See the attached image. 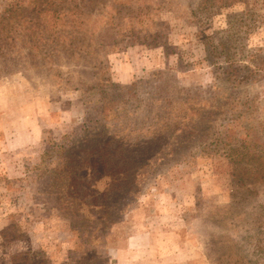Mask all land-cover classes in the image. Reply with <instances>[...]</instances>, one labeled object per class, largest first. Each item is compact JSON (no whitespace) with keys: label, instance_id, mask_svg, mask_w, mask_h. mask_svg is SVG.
<instances>
[{"label":"rangeland","instance_id":"374dc122","mask_svg":"<svg viewBox=\"0 0 264 264\" xmlns=\"http://www.w3.org/2000/svg\"><path fill=\"white\" fill-rule=\"evenodd\" d=\"M0 19V264H264V0Z\"/></svg>","mask_w":264,"mask_h":264},{"label":"trees","instance_id":"16d2710c","mask_svg":"<svg viewBox=\"0 0 264 264\" xmlns=\"http://www.w3.org/2000/svg\"><path fill=\"white\" fill-rule=\"evenodd\" d=\"M1 20V19H0Z\"/></svg>","mask_w":264,"mask_h":264}]
</instances>
